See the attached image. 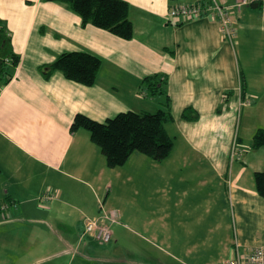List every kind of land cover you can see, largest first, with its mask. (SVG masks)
Listing matches in <instances>:
<instances>
[{"label": "crops", "instance_id": "crops-1", "mask_svg": "<svg viewBox=\"0 0 264 264\" xmlns=\"http://www.w3.org/2000/svg\"><path fill=\"white\" fill-rule=\"evenodd\" d=\"M123 1L129 4L131 40L82 27L65 5L0 0V21L19 58L14 67L6 62V75L0 73V205H9L0 211V264H220L235 243L241 251L264 246V200L254 182L255 173L264 171V146L253 148L252 141L250 152L232 161L218 113L225 91L238 85L235 47L247 60L260 44L255 11L245 6L234 13L235 41L228 44L209 16L168 21L170 7L201 0ZM73 52L100 59L93 86L59 72L43 76L44 66ZM148 77L162 80L165 94L141 96ZM242 88L239 105L246 100ZM186 108L197 112L196 121L181 118ZM155 109L172 117L164 130L173 148L161 162L135 152L111 169L88 131H70L77 114L104 122L122 112ZM126 185L142 188L139 202L127 198ZM114 186L121 207L106 204L112 195L115 200ZM46 194L52 197L45 200ZM112 211L116 220L104 222L110 243L84 234L86 219ZM142 213L166 233V248L127 234L124 222L138 224Z\"/></svg>", "mask_w": 264, "mask_h": 264}, {"label": "trees", "instance_id": "trees-1", "mask_svg": "<svg viewBox=\"0 0 264 264\" xmlns=\"http://www.w3.org/2000/svg\"><path fill=\"white\" fill-rule=\"evenodd\" d=\"M41 1L67 6L81 19L82 27L92 25L123 40H131L133 37V26L128 18L129 4L123 0ZM261 5L258 4V8ZM18 60V56L12 51L10 34L0 21V73H8L4 68L6 61H10L9 65L14 67ZM100 66L98 57L85 52H73L61 54L52 64L41 70L45 78L59 72L66 80L89 87L94 85ZM139 94L149 98L163 95L164 82L145 78ZM181 117L187 121H196L198 114L192 108H186ZM170 120L172 117L168 110L155 113L122 112L104 122L77 114L73 118L70 131H88L91 142L100 149L107 166L115 169L123 166L135 152L156 162L167 158L173 148V140L166 134L164 124ZM262 146L264 131L259 129L253 137L252 147ZM254 182L258 196L264 200V171L255 173Z\"/></svg>", "mask_w": 264, "mask_h": 264}, {"label": "rangeland", "instance_id": "rangeland-1", "mask_svg": "<svg viewBox=\"0 0 264 264\" xmlns=\"http://www.w3.org/2000/svg\"><path fill=\"white\" fill-rule=\"evenodd\" d=\"M215 2L222 3V4H230L234 0H214ZM225 3H223V2ZM236 1V0H235ZM248 7V6H247ZM250 7V6H249ZM245 8V7H244ZM264 8V3L261 8H256L250 10L255 11L254 12V22L252 20V23L255 25V35L256 39L257 36L260 39V44L258 45L257 51L254 52L253 56L247 60L243 59L240 54L237 47H235V57L238 59V71H239V77H238V85L237 87L232 91H225V97L221 104L220 109L218 110V113H222L220 115V118H222V122L220 123V127H222V133L225 136V139H223V148L227 151H229V157L232 161L236 162L237 160L242 157V153L239 154L241 151L243 152H250V143L253 141V137L255 133L259 129H263L264 127V30H261V26L264 25V13L262 12V9ZM235 39V38H234ZM235 40L231 42L227 41L229 44H233ZM1 75V74H0ZM1 79V78H0ZM243 86L244 91V98H246V102L242 101V104H238L241 102L239 100V95L241 91H239L240 86ZM249 92H252V97H250ZM236 103V104H235ZM245 103V104H244ZM162 107H160L161 109ZM152 110V109H150ZM156 110V109H155ZM155 110L149 111L150 113L156 112ZM219 115V114H218ZM182 118V117H181ZM183 119V118H182ZM185 120V119H183ZM187 121V120H186ZM194 122V121H190ZM225 126V129H224ZM176 132V131H175ZM178 133V132H177ZM239 140V143L236 142ZM174 141V140H173ZM180 150V149H179ZM253 151V150H252ZM259 150L258 153H260ZM140 157H144L139 154ZM264 158V155H263ZM144 159H147L144 157ZM150 161V160H146ZM123 187V186H122ZM121 189V187H119ZM126 191V194L130 195V197L127 198H133L134 200H137L139 202V199L142 197V188H139V185L137 187H129L126 185L123 187ZM113 191L118 195H115V200L112 197L108 200L106 203L109 206H112V204L116 203V206L121 207L120 201L121 193H117V187H113ZM147 192V188H143V193ZM139 194L141 196H139ZM110 201H112L110 203ZM106 205V206H107ZM126 225L127 234L132 235V237L139 240V235L150 240L157 246H160L162 248H166V245L163 244L161 241L166 239V233L159 232V228L157 224L152 223L151 216H148L146 213H142L139 216V223H129L124 222ZM97 243V242H96Z\"/></svg>", "mask_w": 264, "mask_h": 264}, {"label": "built area", "instance_id": "built-area-1", "mask_svg": "<svg viewBox=\"0 0 264 264\" xmlns=\"http://www.w3.org/2000/svg\"><path fill=\"white\" fill-rule=\"evenodd\" d=\"M253 3L263 5L264 0H237L231 7L223 6L214 0H201L194 5L170 7L167 12V18L170 23L178 25L204 15L209 16L212 20H216L219 23L224 39L232 43L235 37L233 29L234 13L241 11L243 7L250 6ZM51 197V195L46 194L43 198L47 200ZM8 208V204L0 205L1 212ZM116 218V212L112 211L109 214H104L100 219H86L84 234L92 237L97 243L106 245L112 239V231L104 222L105 220L115 221ZM220 264H264V246H257L246 251H241L240 246L235 243L231 255Z\"/></svg>", "mask_w": 264, "mask_h": 264}, {"label": "water", "instance_id": "water-1", "mask_svg": "<svg viewBox=\"0 0 264 264\" xmlns=\"http://www.w3.org/2000/svg\"><path fill=\"white\" fill-rule=\"evenodd\" d=\"M250 7L252 9H256V8H258V4L257 3H253V4L250 5Z\"/></svg>", "mask_w": 264, "mask_h": 264}]
</instances>
